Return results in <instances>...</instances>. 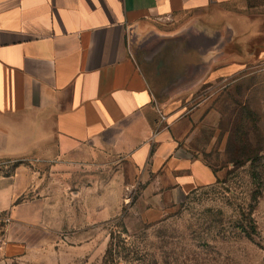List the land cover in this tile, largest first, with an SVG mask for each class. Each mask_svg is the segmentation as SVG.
I'll return each instance as SVG.
<instances>
[{
  "label": "crops",
  "instance_id": "crops-1",
  "mask_svg": "<svg viewBox=\"0 0 264 264\" xmlns=\"http://www.w3.org/2000/svg\"><path fill=\"white\" fill-rule=\"evenodd\" d=\"M252 65L264 0H0V161L20 163L0 178V264H82L64 230L120 216L136 185L144 225L213 185L191 145L220 118L198 90Z\"/></svg>",
  "mask_w": 264,
  "mask_h": 264
},
{
  "label": "rangeland",
  "instance_id": "rangeland-1",
  "mask_svg": "<svg viewBox=\"0 0 264 264\" xmlns=\"http://www.w3.org/2000/svg\"><path fill=\"white\" fill-rule=\"evenodd\" d=\"M224 54V62L233 56L228 51ZM252 66L236 81H207L198 90L210 97L207 111L214 108L220 124L196 126L191 147L214 169L215 183L191 192L156 225H144L140 211H129L140 196L142 185H136L126 196L120 216L85 231L71 227L64 230L70 234L68 246L86 247L82 264H264V68ZM196 108L192 103L186 117H191ZM248 112L256 115L255 123L242 122ZM253 125L257 134L250 131ZM244 126L250 132V143L261 150L253 167L251 163L233 164L238 161L234 134L246 131ZM19 164L0 161V178L12 175ZM118 167V163L112 165L103 177L111 178ZM126 170L130 178L126 181L131 184L132 168L127 166ZM102 172L98 170V176ZM250 210L257 232L247 236L242 230L246 225L243 213L247 216ZM2 215L9 217L8 213ZM8 225L0 223V235Z\"/></svg>",
  "mask_w": 264,
  "mask_h": 264
},
{
  "label": "trees",
  "instance_id": "trees-1",
  "mask_svg": "<svg viewBox=\"0 0 264 264\" xmlns=\"http://www.w3.org/2000/svg\"><path fill=\"white\" fill-rule=\"evenodd\" d=\"M245 120H249L250 122H254L257 121L256 115L252 112H248L246 114V116H244V118L242 119V122H246ZM248 121V122H249ZM248 127V124H246ZM247 127L244 126V130L246 131H242V133L239 134V132H237L236 134H234V146H236V151L238 154V161H233V164H235L236 166H243L245 164L251 163L252 167L256 164L257 161H259V156L261 153V150L256 149L251 143H250V132H248ZM250 131L253 134H257L258 133V129L256 125H253V128L250 129ZM253 200L256 201L257 197L256 195H254ZM252 215H253V210L249 211V214L247 213V216L245 213H243V218L246 221V225L245 227L242 226V230L243 232L247 235V236H251L252 234H256L257 232V227L255 225L254 220L252 219ZM125 230V233H127V230ZM112 252L110 251V255Z\"/></svg>",
  "mask_w": 264,
  "mask_h": 264
},
{
  "label": "built area",
  "instance_id": "built-area-1",
  "mask_svg": "<svg viewBox=\"0 0 264 264\" xmlns=\"http://www.w3.org/2000/svg\"><path fill=\"white\" fill-rule=\"evenodd\" d=\"M11 219L9 217H5L0 213V223L5 222V223H10Z\"/></svg>",
  "mask_w": 264,
  "mask_h": 264
}]
</instances>
